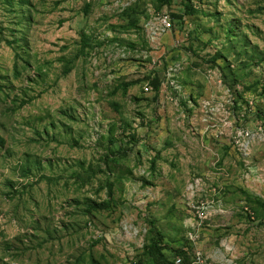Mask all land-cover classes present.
<instances>
[{
    "label": "rangeland",
    "instance_id": "374dc122",
    "mask_svg": "<svg viewBox=\"0 0 264 264\" xmlns=\"http://www.w3.org/2000/svg\"><path fill=\"white\" fill-rule=\"evenodd\" d=\"M155 240L264 264V0H0V264Z\"/></svg>",
    "mask_w": 264,
    "mask_h": 264
},
{
    "label": "trees",
    "instance_id": "16d2710c",
    "mask_svg": "<svg viewBox=\"0 0 264 264\" xmlns=\"http://www.w3.org/2000/svg\"><path fill=\"white\" fill-rule=\"evenodd\" d=\"M166 2L168 3V2H170V0H166ZM173 17L174 18H178L181 23L183 22V17H181V16L180 17L173 16ZM161 244H162V241L155 240L154 243H153V246L151 248V251H152L151 254L154 253L156 255V258H155L156 259V263L157 264H175V261H169V260H167L165 258V256L162 253V250H161V246H162ZM177 255L181 256L182 258H184L185 264H190L189 263V259L186 258V255L184 253H182L181 251H178Z\"/></svg>",
    "mask_w": 264,
    "mask_h": 264
},
{
    "label": "built area",
    "instance_id": "2783aa9c",
    "mask_svg": "<svg viewBox=\"0 0 264 264\" xmlns=\"http://www.w3.org/2000/svg\"><path fill=\"white\" fill-rule=\"evenodd\" d=\"M160 22H161L160 25H161L163 31H168V32L172 31V28H173L172 21L168 17V15H165V16L161 17L160 18ZM146 89L148 90V88H146ZM198 260H199V258H198ZM175 264H184L183 259L182 258H177L175 260Z\"/></svg>",
    "mask_w": 264,
    "mask_h": 264
}]
</instances>
